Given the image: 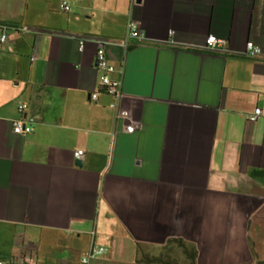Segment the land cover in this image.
<instances>
[{
	"label": "crops",
	"instance_id": "1",
	"mask_svg": "<svg viewBox=\"0 0 264 264\" xmlns=\"http://www.w3.org/2000/svg\"><path fill=\"white\" fill-rule=\"evenodd\" d=\"M12 8L0 10L11 25L0 44V261L82 264L94 245L107 250L93 264H140L181 238L196 264L264 263V186L249 176L264 170V0ZM130 21L141 41L126 39ZM210 36L217 52L204 48ZM247 42L259 56L240 55ZM99 48L119 96L99 90ZM20 118L31 133H13Z\"/></svg>",
	"mask_w": 264,
	"mask_h": 264
},
{
	"label": "built area",
	"instance_id": "2",
	"mask_svg": "<svg viewBox=\"0 0 264 264\" xmlns=\"http://www.w3.org/2000/svg\"><path fill=\"white\" fill-rule=\"evenodd\" d=\"M60 10L63 12H69L70 7L67 2H62L59 6ZM144 38L142 30L139 28V25L135 21H130L127 26L126 31V39L132 41H141ZM7 40V31L0 29V44L5 43ZM85 43V39H78V50L81 52ZM128 43L125 41L123 43V47L126 49ZM223 47V42L217 40L215 37H208L205 43V50L211 52H217L219 49ZM241 56L254 59L260 55V49L255 46L252 42H247L244 50L240 53ZM96 69L100 73L99 74V88H104L105 93L108 95L119 96V83L113 82L109 79V74L114 72V68L109 65L105 59V53L102 48H99L96 52ZM98 92H94L92 94V98L95 99L97 97ZM114 106V105H112ZM26 105L22 104L19 107V112L22 113L26 109ZM260 109H255L254 112L247 117V120L250 122H255L260 116ZM136 125H128L126 126V131L128 133H132L136 129ZM12 130L14 134L17 135H26L33 131L31 126H27L23 119H17L12 123ZM83 156V151H76L73 154L75 160H80ZM93 235V233H92ZM105 253V250L101 247H95L94 245L90 246V249L86 255L81 258L82 264H89V262L96 256H101ZM33 259L28 256H19L16 259H13L8 262L0 261V264H32ZM251 264H264V263H251Z\"/></svg>",
	"mask_w": 264,
	"mask_h": 264
},
{
	"label": "trees",
	"instance_id": "3",
	"mask_svg": "<svg viewBox=\"0 0 264 264\" xmlns=\"http://www.w3.org/2000/svg\"><path fill=\"white\" fill-rule=\"evenodd\" d=\"M11 25L0 22V29L8 31ZM105 92L104 88H99ZM251 179L260 182L264 186V170L252 169L249 172ZM197 249L192 243L181 238L168 239L162 251L157 256L141 252L138 258L140 264H196Z\"/></svg>",
	"mask_w": 264,
	"mask_h": 264
},
{
	"label": "rangeland",
	"instance_id": "4",
	"mask_svg": "<svg viewBox=\"0 0 264 264\" xmlns=\"http://www.w3.org/2000/svg\"><path fill=\"white\" fill-rule=\"evenodd\" d=\"M13 4H14V0H0V10H3V9H6L8 12H11V10L13 9L12 7H13ZM28 15H30V14H28ZM42 243H44V242H42ZM44 244H42V249H43V246ZM105 251L107 250V248L105 247V246H103L102 247ZM106 254V252L103 254V255H105ZM102 255V256H103ZM39 257V256H38ZM36 259H38V258H36ZM35 259V260H36ZM39 260V259H38ZM92 262H91V264H93V262H94V260L92 259L91 260ZM50 262V261H49ZM76 264H80L79 262H75Z\"/></svg>",
	"mask_w": 264,
	"mask_h": 264
},
{
	"label": "water",
	"instance_id": "5",
	"mask_svg": "<svg viewBox=\"0 0 264 264\" xmlns=\"http://www.w3.org/2000/svg\"><path fill=\"white\" fill-rule=\"evenodd\" d=\"M81 165V163H77V166H80Z\"/></svg>",
	"mask_w": 264,
	"mask_h": 264
}]
</instances>
